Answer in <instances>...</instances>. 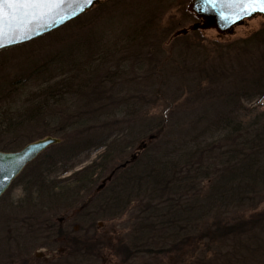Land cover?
I'll return each instance as SVG.
<instances>
[{
	"label": "trees",
	"instance_id": "1",
	"mask_svg": "<svg viewBox=\"0 0 264 264\" xmlns=\"http://www.w3.org/2000/svg\"><path fill=\"white\" fill-rule=\"evenodd\" d=\"M134 35L132 42L141 34ZM88 49L81 44L70 47L46 60L25 80L14 81L15 86H0V150L18 151L31 140L53 133L64 140L65 148L59 152L62 156L70 158L90 147L105 148L99 158L103 162H92L63 181L50 180L41 170L35 172L19 204L0 207V222L10 215H26L31 222L44 209L71 208L83 194H92L104 162L110 161L113 152H125L131 146L126 143L121 147L117 139L105 143L100 132L132 118L137 125L126 128L132 144L146 141L150 135L163 134L161 138L166 139L174 130L178 133L162 154L145 152L118 168L111 189L93 201L95 212L111 218L122 214L133 201L141 207L122 254L128 257L145 252L162 258L173 253L177 258L187 247L190 253L198 249L210 264L222 258L225 260L220 264H264V210L256 212L264 202V111L246 121L236 116L242 109L239 94L252 91L263 96L264 78L251 81V86L237 87L234 95L239 106L211 117L198 112L190 127L183 130L171 117L139 111L134 100L116 103L113 97L120 86H84L86 82L80 86V76L88 74L93 63ZM105 55L97 59L104 62ZM103 62L94 68H101ZM109 68V75H113L120 65L112 73V66ZM38 71L43 75L41 81L30 83ZM122 115L125 120L118 121ZM210 154L215 157L210 159ZM45 160L49 167L57 164L51 157Z\"/></svg>",
	"mask_w": 264,
	"mask_h": 264
},
{
	"label": "rangeland",
	"instance_id": "2",
	"mask_svg": "<svg viewBox=\"0 0 264 264\" xmlns=\"http://www.w3.org/2000/svg\"><path fill=\"white\" fill-rule=\"evenodd\" d=\"M188 1L105 0L40 39L0 51V86H15L14 81L25 80L52 56L81 44L89 46L93 63H90L89 73L80 76V86L84 82V86H120L117 96L113 97L116 103L134 100L139 111H149V115L155 117H171L175 126H182L183 130L190 127L199 113L205 112L211 117L221 110L237 107L238 98L234 95L237 87L251 86V81L264 78V21L260 18L247 21L223 38L214 31H194L170 39L175 31L196 22L186 10ZM137 33L143 36H136L132 42L131 38ZM115 46L117 48H113ZM103 54H106L104 62L97 59ZM101 62V68L95 69ZM117 65H120L119 71L114 72ZM111 66L113 75L108 73ZM42 76L38 71L36 80L30 83L41 81ZM77 82L78 78L74 86ZM147 86L149 89L145 88ZM239 104L242 109L236 116L246 121L264 111V95L252 91L240 93ZM124 118L122 115L117 119L124 121ZM134 125L137 122L131 118L129 123L100 132L105 143L117 139L121 147L126 143L131 146L125 152H113L110 161L104 162L105 169L97 171L92 194H83L71 208L52 212L44 209L31 222L26 215H10V219L0 222V264H210L207 258L200 256L198 249L190 253L187 247L177 258L173 253L161 258L145 252L127 257L121 248L129 244L134 223L141 216V207L133 201L122 214L113 218L94 211L93 201L99 198L98 194L108 192L117 178L114 175L98 189L114 168L126 161L129 164L136 161L145 152L162 154L177 139L178 131L172 129L174 135L166 139L161 138L163 134L150 135L153 138L144 141V146L141 141L132 144V137H126L130 134L126 128ZM46 136L58 138L60 143L47 148L23 169L3 194L0 207L17 206L24 196L27 181L37 171H43L50 180L63 181L92 162H103L99 158L105 148L90 147L70 158L62 156L59 152L65 148L64 140L53 133L31 142ZM44 156L51 157L57 164L49 167ZM209 157L215 156L210 154ZM262 210L264 202L256 212Z\"/></svg>",
	"mask_w": 264,
	"mask_h": 264
},
{
	"label": "water",
	"instance_id": "3",
	"mask_svg": "<svg viewBox=\"0 0 264 264\" xmlns=\"http://www.w3.org/2000/svg\"><path fill=\"white\" fill-rule=\"evenodd\" d=\"M105 0H59L39 7L21 8L15 4H0V26L4 36L0 39V51L27 44L50 34L99 6ZM264 3L260 0H189L186 10L196 22L175 31L170 39L194 31H214L218 37L232 35L236 28L247 21L260 18L264 21ZM149 136L148 139H152ZM144 141L141 145L144 146ZM60 140L46 136L24 145L20 150H0V197L23 169L47 148ZM131 162V161H130ZM129 164L126 161L102 181L98 189L110 181L118 168Z\"/></svg>",
	"mask_w": 264,
	"mask_h": 264
},
{
	"label": "snow or ice",
	"instance_id": "4",
	"mask_svg": "<svg viewBox=\"0 0 264 264\" xmlns=\"http://www.w3.org/2000/svg\"><path fill=\"white\" fill-rule=\"evenodd\" d=\"M59 2V0H0V4H15L20 6L21 8L24 7H39L42 5H47L50 3ZM90 2V0H89ZM261 3H264V0H260ZM261 11H264V8L261 9ZM0 21H2V18H0ZM4 36L3 28L0 26V39H2ZM0 46H3L0 44Z\"/></svg>",
	"mask_w": 264,
	"mask_h": 264
}]
</instances>
